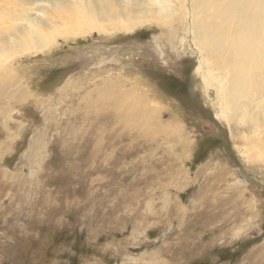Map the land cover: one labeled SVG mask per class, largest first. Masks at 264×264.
Masks as SVG:
<instances>
[{
    "label": "rangeland",
    "instance_id": "rangeland-1",
    "mask_svg": "<svg viewBox=\"0 0 264 264\" xmlns=\"http://www.w3.org/2000/svg\"><path fill=\"white\" fill-rule=\"evenodd\" d=\"M177 36L74 37L9 65L0 264H264V155L247 160L221 99L192 95L196 54ZM120 75L149 126L114 114Z\"/></svg>",
    "mask_w": 264,
    "mask_h": 264
},
{
    "label": "bare ground",
    "instance_id": "bare-ground-1",
    "mask_svg": "<svg viewBox=\"0 0 264 264\" xmlns=\"http://www.w3.org/2000/svg\"><path fill=\"white\" fill-rule=\"evenodd\" d=\"M10 3L0 6V103L14 98L7 90L12 87L9 72L13 71H9V65L26 56L43 54L59 42L93 34H128L147 26L158 27L171 42L177 40L181 30L180 43L185 42L196 54L197 68L190 76V92L210 108L221 99L226 110L225 119L221 120L237 133L240 126L248 133L247 160L253 163L252 156L258 155L257 162L260 158L262 161L264 152L259 139L264 134V0H10ZM119 80L123 87L115 98L114 114L120 119L118 109L130 111L139 126H149L153 121L149 114L155 112L142 107L134 90L124 86L128 80L123 75ZM145 117L149 122L144 121ZM139 137L145 143L151 142L143 135ZM30 154L27 152L25 157ZM236 182L246 184L243 178Z\"/></svg>",
    "mask_w": 264,
    "mask_h": 264
}]
</instances>
